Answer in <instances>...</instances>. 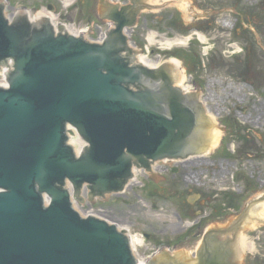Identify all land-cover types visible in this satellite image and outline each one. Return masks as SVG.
Masks as SVG:
<instances>
[{
	"label": "water",
	"instance_id": "1",
	"mask_svg": "<svg viewBox=\"0 0 264 264\" xmlns=\"http://www.w3.org/2000/svg\"><path fill=\"white\" fill-rule=\"evenodd\" d=\"M140 9L136 3L112 9L107 17L116 28L96 44L56 35L48 19L10 23L0 5V63L15 61L9 87L0 86V264H137L126 231L83 217L67 183L83 204L84 184L93 200L122 190L134 165L149 168L151 161L208 150L214 122L197 94L175 86L169 64H140L129 46L124 29L134 26ZM69 125L87 142L79 156ZM258 200L264 195L250 204ZM231 223L206 228L197 264H226L229 250L239 264V230L227 242L209 239L226 231L212 228ZM186 255L174 258L190 261Z\"/></svg>",
	"mask_w": 264,
	"mask_h": 264
},
{
	"label": "rangeland",
	"instance_id": "2",
	"mask_svg": "<svg viewBox=\"0 0 264 264\" xmlns=\"http://www.w3.org/2000/svg\"><path fill=\"white\" fill-rule=\"evenodd\" d=\"M189 1L190 19L177 4L142 11L131 39L152 60L166 59L169 53L182 59L186 84L198 92L204 108L218 113L223 132L219 145L199 158L156 162L159 167L151 173L157 178L137 168L134 183L121 193L89 200L85 188L83 204L74 202L82 215H99L143 238L136 252L140 258L196 253L207 227L233 222L251 200L264 194V0ZM37 2L8 0L7 12L36 9ZM77 5L81 25L101 22L98 0H78ZM183 36L190 41L176 44ZM199 221L201 228L181 244L179 237ZM246 234L256 250L239 264H264V225Z\"/></svg>",
	"mask_w": 264,
	"mask_h": 264
},
{
	"label": "bare ground",
	"instance_id": "3",
	"mask_svg": "<svg viewBox=\"0 0 264 264\" xmlns=\"http://www.w3.org/2000/svg\"><path fill=\"white\" fill-rule=\"evenodd\" d=\"M147 5H151L149 9L151 10H157L161 5H172V4H177L186 15H188V18H191V2L189 0H180L178 2H175V0H146ZM19 13H24L25 17L29 16V13L25 10H21ZM45 13L40 11L38 12V15L35 16V18L30 17V20L35 21L38 18H44ZM224 26H228L230 23L228 20L222 21ZM154 34H150L148 36V40L150 43H153L154 41ZM189 39V36L186 37H181L177 41L176 44H186V41ZM202 41L206 43V37L204 35H201ZM166 45H169L167 47L171 48L173 45L171 42H166ZM130 45L134 48L133 43L131 42ZM136 60L145 66H148L150 68H158L163 65L169 64L170 72L172 79L174 81V84L179 86L184 90V92H191V87L190 85H187V76L185 74V68L182 64L181 59L173 56L168 59H157V60H152L149 58V54H142L141 52L137 51L136 55ZM244 86H241V90L243 89ZM205 114L207 117L208 122H214V124H208V150L200 151L198 155L189 157L188 159H193V158H199L201 156L207 155L211 150L216 148L223 136L222 130L218 127V121H217V116L216 114H213L210 110L209 107L205 108ZM71 144L74 147L75 151L78 153L81 148H84L85 144L82 140V138H79V135L77 133H74L71 138ZM168 159L164 160L167 161ZM157 166L154 165L153 169H156ZM134 173L135 176L129 181L125 189L130 186L132 183L135 181V177L137 176V168H134ZM191 178V176H190ZM260 196V195H259ZM261 225H264V200L259 201L258 203L250 204L249 207L247 208V213L243 218L241 227L239 229L237 238L235 240L236 242V248H237V254H238V260L244 257V255L247 252H255L256 250V245L254 240L249 237L246 232L249 231H256L260 228ZM126 229V228H125ZM127 230V229H126ZM132 245L133 248L136 249L137 246L143 244V238L132 235ZM182 253V252H180Z\"/></svg>",
	"mask_w": 264,
	"mask_h": 264
},
{
	"label": "trees",
	"instance_id": "4",
	"mask_svg": "<svg viewBox=\"0 0 264 264\" xmlns=\"http://www.w3.org/2000/svg\"><path fill=\"white\" fill-rule=\"evenodd\" d=\"M193 233H194L193 231H190L187 234H185L183 237H179L180 243L181 244L185 243V240L190 238L193 235Z\"/></svg>",
	"mask_w": 264,
	"mask_h": 264
},
{
	"label": "flooded vegetation",
	"instance_id": "5",
	"mask_svg": "<svg viewBox=\"0 0 264 264\" xmlns=\"http://www.w3.org/2000/svg\"><path fill=\"white\" fill-rule=\"evenodd\" d=\"M101 2L105 1V5H106V8H109L111 6V3L107 0H100ZM173 171L176 170V171H179V168H173L172 169Z\"/></svg>",
	"mask_w": 264,
	"mask_h": 264
}]
</instances>
